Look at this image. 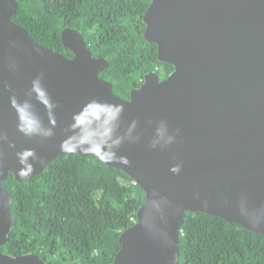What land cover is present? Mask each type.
I'll return each mask as SVG.
<instances>
[{
    "label": "water",
    "instance_id": "95a60500",
    "mask_svg": "<svg viewBox=\"0 0 264 264\" xmlns=\"http://www.w3.org/2000/svg\"><path fill=\"white\" fill-rule=\"evenodd\" d=\"M18 10L17 0H0V245L16 225L4 181L10 173L17 181L31 180L68 154L74 142L61 151V141L72 135V114L89 100L123 105L122 143L113 151L130 163L105 164L145 193L112 264H178L186 212L264 235V0H151L143 37L174 70L165 79L148 73L129 100L100 78L108 61L92 55L82 33L61 32L74 54L68 58L15 23ZM34 87L46 91L50 107ZM92 113L100 123L109 116L96 105L86 110ZM29 114L38 130L25 135L19 126ZM28 149L34 155L21 162L18 154ZM28 166L33 172L20 177ZM0 264L47 262L34 253L0 251Z\"/></svg>",
    "mask_w": 264,
    "mask_h": 264
},
{
    "label": "trees",
    "instance_id": "16d2710c",
    "mask_svg": "<svg viewBox=\"0 0 264 264\" xmlns=\"http://www.w3.org/2000/svg\"><path fill=\"white\" fill-rule=\"evenodd\" d=\"M12 17L40 45L68 58L61 32L75 29L94 57L108 66L100 78L125 100L145 76L165 79L172 64L160 62L157 45L143 37L142 17L151 0H17ZM16 225L0 251L34 253L47 264H112L121 232L132 226L144 191L126 173L93 156L63 154L28 181L10 173ZM178 264H264V235L204 212H186Z\"/></svg>",
    "mask_w": 264,
    "mask_h": 264
},
{
    "label": "clouds",
    "instance_id": "9594fccd",
    "mask_svg": "<svg viewBox=\"0 0 264 264\" xmlns=\"http://www.w3.org/2000/svg\"><path fill=\"white\" fill-rule=\"evenodd\" d=\"M34 90L37 92L38 98L46 106L50 107L46 91L40 87H34ZM93 105L109 110L108 118L102 123L92 118L95 115L94 113L86 115V110ZM16 108L17 112H19L20 106L16 105ZM122 111L123 105L121 104L114 105L100 100H89L79 111L72 114V122L68 125V131L72 135L66 136L61 141V151H65L68 142L73 141V147L68 152L70 155L81 152L95 157L100 163L118 160L119 163L128 165L130 161L127 156L118 157L116 152L113 151L114 148H118L122 143V137L117 134ZM19 130L25 135H32L38 130V122L29 114L19 126ZM84 145H88V147H84ZM78 148L80 151H77ZM18 155L21 157V162H23L28 156H33L34 152L28 149ZM171 170L173 172L179 171L177 167H173ZM32 172L33 167L28 166L27 171L21 170L18 175L25 178Z\"/></svg>",
    "mask_w": 264,
    "mask_h": 264
}]
</instances>
